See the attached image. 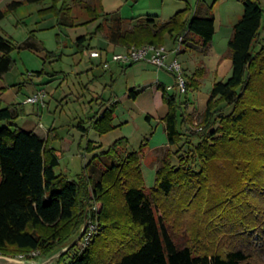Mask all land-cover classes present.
Here are the masks:
<instances>
[{"label":"trees","instance_id":"16d2710c","mask_svg":"<svg viewBox=\"0 0 264 264\" xmlns=\"http://www.w3.org/2000/svg\"><path fill=\"white\" fill-rule=\"evenodd\" d=\"M42 1L13 0L0 9V20L23 3ZM239 1L242 15L227 42L231 72L213 83L199 130L183 133L180 125L182 117L194 114L185 111L187 94L199 86L205 70L196 69L184 93L156 84L167 108L161 120L168 146L183 144L186 150L176 157L177 164L168 152L148 191L140 156L145 144L130 150L128 139L121 137L69 179L56 173L59 157L51 145L56 138L52 130L45 137L24 130L16 123L26 115L21 105H0V254L47 255L76 236L89 219L98 222L100 231L66 263L72 248L56 264H254L257 245L264 248V10L259 0ZM73 6L86 15L83 24L100 18L107 22L88 34L105 32L109 42L126 48L160 47L168 35L174 43L181 37L185 47L197 38L194 43L205 54L214 35L212 6L202 2L198 6L204 11L198 7L190 18L186 6L167 21L148 16L129 29H123L121 17L103 12L101 0H50L38 14L54 16L59 28H71L77 24ZM88 34L75 40L77 52L89 49L84 46ZM15 49L53 55L32 34L17 45L0 33V78L13 67ZM142 91L132 87L128 97L136 99ZM111 98L88 119V127L99 134L115 127L118 102ZM97 148L87 144L86 150ZM194 159L198 169L190 167ZM178 231L188 236L183 244L173 239Z\"/></svg>","mask_w":264,"mask_h":264},{"label":"rangeland","instance_id":"374dc122","mask_svg":"<svg viewBox=\"0 0 264 264\" xmlns=\"http://www.w3.org/2000/svg\"><path fill=\"white\" fill-rule=\"evenodd\" d=\"M9 1L11 2V0H5L0 9H3ZM234 1L235 0H232V3H234ZM262 1L264 10V0ZM47 2L49 1L46 0V3ZM169 3L170 0H165L163 6L160 7V13H158L160 17H158L159 19L157 22L165 21L170 16V10H168ZM101 4L105 11H116L122 17L131 20L132 18L143 16L148 6L150 7L155 4L161 5V0H101ZM43 6V2L34 4L23 3L16 11L8 12L0 20V33L11 37L17 45L23 43L29 34H32L37 42L53 54L51 58H46L44 53L37 54L31 50L15 49L12 52V57L15 62L11 70L6 73L7 76L5 80L6 82H13L19 86V84L21 85L19 82L26 80L25 78H27L28 73L36 75L35 72L41 71L40 76L43 78V85H49L47 91L49 92L51 88H57L62 95L58 99L52 97L47 99L48 96H46L45 101H49L47 109H49V113H51L49 118L44 117L42 120V124H45L46 130L48 131L51 129L52 135L56 136V138L51 141V145L57 151L59 157V165L56 167V173L64 174L69 179H75L76 176L81 173L83 165L93 154L100 153L101 150L106 149L120 138V134L128 135L122 137L128 139L130 150H138L141 145L145 144L140 151V156L142 174L146 186L145 189L148 191L155 179V172L152 169L154 162L158 165L157 167H159L161 161L167 158L166 155L169 152V154L172 153L174 156L172 163L177 164L176 157L186 150V146L180 144L179 146H167L165 149H160L164 146L166 140L165 134L161 130V124H158L156 118L146 120V113L139 107L137 102L134 101L135 99L125 98V86L128 81H131V78L129 77L130 79L128 78L126 81L125 76L119 72V69L114 81H109V77L106 75L104 79L94 81V86L91 85L89 81L91 75L87 76V71L84 70V54L82 52H77L75 46L72 47V39L75 31H69V29L65 32L60 31V28L56 24V18L52 15V17L43 18L44 20L42 19V21L38 20L37 18L42 17L38 12L40 9H43ZM50 18L53 19V21ZM93 29L94 27L88 33H92L94 31ZM98 34H95L96 37L93 35L92 38H90L89 41L91 46L97 45V38L103 39ZM166 36L167 42H169L170 38L168 35ZM188 50L187 52H189L192 59H189L187 56L178 59L186 73V80L190 78L198 68L196 58L193 60L194 54L192 52L190 53V49ZM84 52L86 54L87 50H84ZM213 52H216V50H213ZM204 64L207 73L200 78L199 86L192 88L187 94L190 110H193L194 114L191 117H187L188 114H186V117H182L183 119L185 118V122L180 125V131L183 133H188L189 130H199L202 109L206 104L212 88L215 76L213 72L214 66L210 64V60ZM113 69H115V67ZM50 74L59 76L58 80L48 81L51 78ZM218 76L217 80H225L228 77L227 75L224 77L221 72ZM103 82L106 84L104 85ZM136 82L135 85H137L139 81ZM129 84H131V82ZM103 89H106V95L109 96L113 92L115 96H120L122 100L121 103L117 104L114 110V114L118 115L117 119L129 118L127 123L120 126H115L114 123H112L115 127L104 133H111L109 138L88 127V119L93 114L96 107L95 103L90 100V96L94 94L93 92L95 91L98 93L102 92ZM55 100H59L58 103ZM0 105L3 106L2 101ZM47 109L44 110L45 113H48ZM53 110H55L54 116L52 113ZM227 112L229 111L227 110ZM28 120L32 121L33 124H38V120L33 116L29 118H19L17 123L21 126L23 125L25 128H29L31 125H24V122ZM80 125L84 130L79 128ZM36 129L39 130L38 128ZM115 135L116 138L114 137ZM144 137L149 139L142 142ZM87 144L91 146H100V148L95 149L93 153H87ZM155 148L158 150L154 151ZM190 167L198 169L199 162L196 159L192 160L190 162ZM89 191L91 192V190ZM94 207L97 210L100 208V204L96 203ZM100 229L101 227L97 221L88 219L86 223L81 226L76 236L71 238L68 242L58 246L66 247L70 245L57 259L55 258L56 262L54 261V263L56 264L57 260L72 248L63 260V263H66L70 257L79 253L83 247H86L90 237L94 234L96 235ZM85 230L86 236L83 237ZM176 233L177 235H173V239L177 244H183L187 241L188 236L184 231H178ZM257 249L258 253L255 257L254 264H264V248L257 245ZM31 255L36 254L31 253ZM47 255L36 258H23L21 255L10 256L0 254V256L30 260L29 262H31V264H51L52 260L44 258Z\"/></svg>","mask_w":264,"mask_h":264},{"label":"crops","instance_id":"0c3cea01","mask_svg":"<svg viewBox=\"0 0 264 264\" xmlns=\"http://www.w3.org/2000/svg\"><path fill=\"white\" fill-rule=\"evenodd\" d=\"M4 1L5 0H0V7ZM48 1H49L47 2L48 4L46 3V0L42 1L44 5L43 8L50 5V0ZM42 2H38V3H42ZM164 2L165 0H161V5L155 4L150 7L148 6L143 16H140L138 18H132L131 20H127V18L122 17L116 11H105L104 8L102 9L105 14H115L116 16L121 17L123 29H129L137 21H140L143 18H146L148 16L154 17L155 21H158L159 19L158 17H160V14L158 13H160V7L163 6ZM200 2H202L204 6H212L211 11L214 15V35H213L211 43L209 44L207 48V52L205 54L200 53L199 47L194 43L197 40V38H193V41L190 42L191 44L188 47H185L183 44H181V49L179 53L177 54L171 52V49L174 47L176 42L174 43L170 37H169L170 38L169 42H167V36H165V42L163 46L169 51L167 60H171L173 58L179 59L180 57L182 58L183 56H187L189 59H192V57L189 55V52H187L189 51L188 49H190L191 50L190 53L192 52L194 54L193 60H195L196 58V62H198L197 66L203 68L205 70V73H207V69L204 63L210 60V64L214 66L213 67L214 68L213 72L215 75L213 79L214 80L213 83H214L215 81H217V78L219 77L218 75L220 74V72L222 73V75H224V77H226V75L228 76L231 72V61L228 56L227 42L232 34L233 25L237 22V20L242 15V5L239 0H235L234 3H232V0H173V1L170 0V3H169L170 5L168 6V10H170V16L168 17V19L174 13H176L179 10L184 9L186 6H189L191 8L190 12H188V14L186 15V18H190L195 12V10H197V8L199 7L198 4ZM259 2L263 8V1L259 0ZM29 4H34V3H29ZM19 7H17L14 11H16ZM199 8L201 9V11H204V7H199ZM72 13L75 17H77L76 26L72 28H68V27L60 28V31H63V32L67 31V29H69V31L70 30L75 31V34L72 39V42H73L72 47L75 46L74 42L79 36L86 34V33L88 34V32H90L93 27L95 28L99 23L107 24V22H105L103 18H100L99 20H96L91 23L83 24V22L87 20V17L78 6L72 7ZM45 17L49 18L52 16L44 15L37 19L42 21V19ZM51 20L53 21V19ZM263 24H264V16H263ZM80 26H83V27H80ZM77 27H80V28H77ZM98 35H100L103 39L101 40L97 38L96 46H91L90 44L89 40L90 38H92L91 35L87 36L86 41L84 42V46L89 45V49L87 50V53L85 54V52H83L84 57H85L84 70L87 71L86 73L87 76L91 75L90 76L91 78L89 79L91 85L94 86V83H95L94 81H98L99 79H104L106 75L109 77V81L111 80L114 81V78L119 69V72L125 76L126 81L129 77L131 78V81H130L131 84H129L130 82L128 81L125 86V89H126L124 93L125 98L130 99L127 93L128 89L132 87L143 88V91L136 97L134 101L137 102L139 107L144 110L146 115L149 116V120L151 118H156L158 120V124H161V130L165 134L164 124L163 122H161V119L166 114L167 108L162 102L161 92L160 90L157 89L156 84L163 85L167 89L168 92L173 93L174 91H176L175 86H174L175 85L174 75L171 72L167 71L166 69L157 68L151 63H147V62H135V63L128 64V65H122L118 62L110 61L109 59H110L111 54L124 52L127 48L125 46H119V45H115L109 42L102 33ZM261 35H264V30L261 32ZM93 50H98L100 52L98 57H90L89 53L90 51H93ZM213 50H216V52H213ZM35 53L41 54L42 52H35ZM114 67L115 69H113ZM40 74L35 75V74L28 73L27 78H25L26 80L19 82L21 83V85L19 84V86H17L13 82L12 83L6 82L5 78L7 74H4L0 78V101H2L3 107L14 105V104L21 105L26 115L19 116L16 119V123L19 118H23V117L29 118L33 116L38 120V124L37 125L33 124L32 121L28 120L24 122L25 123L24 125H31L29 128H25L23 125L21 126L18 123L17 125L20 126L24 130H33L35 133L39 134L41 137H45L47 134V130L45 128V124H42L43 123L42 120L44 119V117L49 118L50 113H51V112L49 113V109H47V107L49 106V101L48 100L45 101V98L46 96H48L47 99H49L50 97L54 99H58L62 95L59 93L57 88L55 89L51 88L50 91L48 92L47 88L49 87V85L47 86L43 85L44 81L42 80L43 78L40 76ZM51 75L52 74H50V76ZM184 75H186L185 71H184ZM58 77L59 76H55V77L51 76L50 80L48 81L58 80ZM136 81H139L137 85H135V83H137ZM103 84L105 85L106 83L103 82ZM40 89H43L46 92V96L43 102H37L34 104L24 103V100L26 97L32 95L33 93H35L37 90H40ZM93 93L94 94L90 96V100L93 101V103H95L96 105L95 110L93 111V114L97 112L100 113L102 111L103 108L100 107L101 102L103 103V102L108 101L111 98V95H113V98H111L112 103L117 101L119 104L122 102L120 96L116 95L117 96L116 97L113 92L109 96L106 95V89H103V91L100 93L96 91ZM55 101H57L58 103L59 100H55ZM186 106H187L185 110L186 113H190L193 111V110H190L189 102H187ZM45 109H47L48 113L44 112ZM54 112L55 110H53L52 112L53 116H54ZM117 118H118V115L114 114V118L112 122L114 123L115 126L117 125L120 126L129 121V118H122L121 120L120 118L119 119ZM36 128H38L39 130H37ZM110 134L111 133H107L103 135H106L109 138ZM122 136H128V135L120 134V138ZM114 137L116 138V135ZM143 139L144 140L142 142H145L149 138L144 137ZM167 146H168V143H167V140H165L164 146L160 149H165ZM157 150H158L157 148L154 149V151H157ZM157 166L158 165H156L154 162V166L152 168L154 172L156 171Z\"/></svg>","mask_w":264,"mask_h":264},{"label":"built area","instance_id":"2783aa9c","mask_svg":"<svg viewBox=\"0 0 264 264\" xmlns=\"http://www.w3.org/2000/svg\"><path fill=\"white\" fill-rule=\"evenodd\" d=\"M182 38L178 37L174 47L171 49L172 53H179L182 44ZM100 52L98 50L90 51V57H98ZM169 51L164 47H155L151 44H145L139 47L131 46L124 52L113 53L110 56V61L118 62L122 65H128L135 62H147L151 63L157 68H163L171 72L175 79V88L180 93H184L186 79L183 68L178 59L173 58L167 60ZM46 96V92L43 89L37 90L32 95L25 98L24 103H37L43 102Z\"/></svg>","mask_w":264,"mask_h":264},{"label":"water","instance_id":"95a60500","mask_svg":"<svg viewBox=\"0 0 264 264\" xmlns=\"http://www.w3.org/2000/svg\"><path fill=\"white\" fill-rule=\"evenodd\" d=\"M70 245H67L66 247H58L56 250L48 254L46 259L52 260L51 264L56 262V259L58 256H60ZM56 258V259H55ZM30 260H24V259H19V258H12V257H5V256H0V264H31L29 262ZM34 263V262H32ZM55 264V263H54Z\"/></svg>","mask_w":264,"mask_h":264}]
</instances>
